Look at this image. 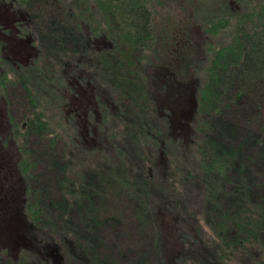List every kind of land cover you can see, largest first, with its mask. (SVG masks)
<instances>
[{
	"label": "trees",
	"instance_id": "1",
	"mask_svg": "<svg viewBox=\"0 0 264 264\" xmlns=\"http://www.w3.org/2000/svg\"><path fill=\"white\" fill-rule=\"evenodd\" d=\"M4 1L35 51L2 77L0 229L33 246L0 243V264H120L103 234L125 225L104 205L121 197L150 264H169L167 226L175 264H264V0H184L177 25L162 0Z\"/></svg>",
	"mask_w": 264,
	"mask_h": 264
},
{
	"label": "rangeland",
	"instance_id": "2",
	"mask_svg": "<svg viewBox=\"0 0 264 264\" xmlns=\"http://www.w3.org/2000/svg\"><path fill=\"white\" fill-rule=\"evenodd\" d=\"M163 4L159 8L161 10L160 19H162V24L167 25H177L178 23H181L184 21V17H191L195 18V13L197 10L196 7H194L191 3H187L184 0H162ZM183 10V13H182ZM182 14V15H181ZM22 17L24 14L21 15ZM0 22L11 24L15 20V15L12 12V9L9 7L8 2L5 1V3H0ZM199 21L202 23L204 20L199 15ZM195 32L196 36H201L204 41V30L200 25L195 26ZM16 38H10L9 47L12 51V53L16 56H23V59H25L24 53L26 54H34V48L32 47H26V43L21 44L20 42L14 40ZM12 57V56H10ZM13 58V57H12ZM199 80V79H198ZM1 100L2 108H0V135L4 134L5 131L8 132L9 127L8 122L6 119H4V112H5V104ZM192 104V103H189ZM81 108V104H80ZM20 114V111L18 112ZM177 126L181 127V123L177 121ZM9 137V134H8ZM11 139V138H10ZM34 140H30V144H33ZM8 142L5 144L4 150H9L8 148L11 146L14 147L15 150H17L16 143ZM0 145H2V141H0ZM12 150V149H11ZM44 151V145L41 143V146L39 148V151ZM245 153L250 154H256L257 149L256 148H248L244 149ZM13 151V150H12ZM40 151V152H41ZM48 155L46 156L45 161H42L37 164L36 170L38 172V180L36 182L38 189H42L43 187L48 186V183L52 181L53 178V171L50 168V162L48 161ZM56 182V181H55ZM125 197H121L118 201L114 200H108L104 203L105 209L107 212H112L114 209H118L119 211L123 210V207L125 208L126 212L122 213L121 216L125 219V225L119 226L117 228V233H111L108 228L106 229L107 232H105L103 235L109 239L110 235L113 237H116L115 235H120L122 237L121 241L124 245L122 253H124V260L120 261V264H138L139 260L144 257L145 262L147 264H150L157 258V255L154 251H152L149 247L148 238L147 237H139V233L135 230L136 224H134V219L132 217L131 212L126 208L125 203H127V200H125ZM119 201H122L120 203ZM124 202V203H123ZM17 207L12 208V212L16 211ZM75 214V213H73ZM167 215L165 218H168ZM9 219V218H8ZM72 220L74 221V226L79 225L78 216L75 214L72 216ZM129 223V225H126ZM64 224L60 223V227H63ZM168 228V234L166 236V242L169 244L170 250L169 255L171 256V259H169V264H172L173 258L176 255H179L182 253L183 248L176 236L170 231V226H167ZM101 229V228H100ZM99 229V231H100ZM0 243L7 245L8 248L12 250L14 253H18V251L25 247H32L33 244L28 241V239L24 236V234L20 230H3L2 227L0 229ZM148 234V233H147ZM32 245V246H31ZM9 249V250H10ZM18 249V251H14ZM42 252V250H41ZM169 256V258H170ZM177 257V256H176ZM175 264V263H173Z\"/></svg>",
	"mask_w": 264,
	"mask_h": 264
},
{
	"label": "flooded vegetation",
	"instance_id": "3",
	"mask_svg": "<svg viewBox=\"0 0 264 264\" xmlns=\"http://www.w3.org/2000/svg\"><path fill=\"white\" fill-rule=\"evenodd\" d=\"M0 3L4 4L5 1L0 0ZM8 5L12 9V12L15 15V20L11 24L0 22L2 24V25H0V40L3 42L9 43L10 42L9 39L14 37V38H16L14 40L20 42L21 44L26 43V47H32L30 45V42L27 39L22 38L20 36L19 24L17 23L18 19L24 18L25 15L22 17L21 15L23 13L22 12L19 13V11L14 8V6L11 2H8ZM0 19H3V18H0ZM7 48H8V51L5 48L3 49L4 55H5L3 57L6 59V61L0 60V99H2L5 106H6V99H5V96L3 94V91L1 90L2 89L1 85L3 84L2 77L5 73V70L7 68H9V66L11 64H13V65L25 64V63L29 62L31 57L33 56L30 53L29 54L24 53L25 59H23V56H16L12 53L11 49L9 48V44H7ZM10 56H12L13 58ZM0 108H2L1 100H0Z\"/></svg>",
	"mask_w": 264,
	"mask_h": 264
}]
</instances>
